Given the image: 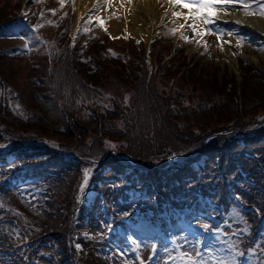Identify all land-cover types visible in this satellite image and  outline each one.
Instances as JSON below:
<instances>
[{
  "label": "trees",
  "instance_id": "1",
  "mask_svg": "<svg viewBox=\"0 0 264 264\" xmlns=\"http://www.w3.org/2000/svg\"><path fill=\"white\" fill-rule=\"evenodd\" d=\"M55 1L66 10L68 3ZM19 9L20 0H0V31L15 24ZM96 26L73 44L67 32L36 33L41 45L33 54L46 56V79L20 86L30 109L23 104L27 119L17 121L50 137L0 123V143L11 144L0 150V264H264V75L246 71L235 101L231 77L205 78L176 55L162 59L166 30L151 43L148 66L142 48ZM0 42V64L28 57ZM5 87L0 75V118L8 120L4 111L18 114ZM88 169L99 186L84 215ZM180 221L212 246L199 250ZM135 226L171 231V240L137 237L132 256L115 233L106 236Z\"/></svg>",
  "mask_w": 264,
  "mask_h": 264
},
{
  "label": "rangeland",
  "instance_id": "2",
  "mask_svg": "<svg viewBox=\"0 0 264 264\" xmlns=\"http://www.w3.org/2000/svg\"><path fill=\"white\" fill-rule=\"evenodd\" d=\"M59 2L65 4L68 3L66 10L60 8V5L56 4L55 0H20V9L18 13L20 18H16V22L12 26L6 27L4 30L0 31L1 39L6 38L7 42L11 44L15 43L12 45L14 53H25V56H28L26 58L23 57L24 60L0 64V75L7 81V87L4 88V91L6 93L10 92L11 95L10 99L7 101V105L11 111L18 114L16 116L11 112H3L9 119L0 118V123L5 125L8 129L22 132L29 131L49 136V134H47V129L42 126L39 129H36L35 127H29L30 123L24 124L19 122L20 120L21 122H24L27 119V117L22 114L23 104H25V106L29 105L28 98L27 100L24 98L23 91L26 92V90L23 88L22 91L20 86L24 83V81L28 80V77L32 80H36L38 77H41L44 80L46 79V75L42 74V71H46V68H44L46 56L42 53L33 54V52L41 45V39L40 42L35 39L37 31L41 30V32L53 33L55 30H58L62 33L67 32L69 35L73 22L75 23V21L79 20V16L77 15L76 0H59ZM205 2L213 3L215 6L212 8L201 9L198 8L196 4L191 5L197 9L199 16L201 17L206 16L207 11L212 13L209 17L210 23L204 24L202 21L200 26L202 29L200 31L198 29L199 26L196 24L195 31L191 26L183 27L178 22V17L173 16L171 13L159 28L158 35L151 41L159 38L161 32L166 29L165 38L170 41L171 45L169 44L170 47L167 48L166 52L162 56V59L166 60L171 56L176 55L179 63L185 67H189V70L193 71V73L199 74L201 72H207L208 74L205 78L212 76L215 72L218 75L224 73L225 76L231 77L234 81L236 89L233 99L237 101L238 94H240L239 89L241 87V83L243 78L246 77V74H244L246 71L255 69L264 75V28L258 25V23L249 20L251 18H260L264 20V15L260 14L261 12H264V0H243V2H240V0H232L231 3L223 4L220 3L219 0H205ZM245 4L248 6L247 11L244 8ZM48 9L53 13L55 10V13L53 15H49L47 13ZM220 10L226 12L234 11L240 13L242 17L239 19L238 23L234 22V25L223 26L222 22H220ZM45 13L48 17L44 16ZM109 15L111 17L109 16L108 18L112 21L116 23L121 22V18L117 16L116 12L113 11L112 14L110 13ZM228 16L232 17L230 14H228ZM18 20L25 23L18 22ZM61 22H66V24L62 25ZM69 23H71V26L67 31ZM95 23L101 26L99 29L102 28V32L109 38L116 39L118 37H122L130 39L136 49L142 48L145 52L147 43L144 42L143 38L137 37L136 34L122 28L115 34L111 33L109 31L108 19L97 14L94 10H90L81 16V19L77 23V28L74 27L72 34H70V42L73 43L77 36L88 34L87 26ZM34 26H36V28ZM235 27H238V30ZM96 28H98V26H96ZM99 29L97 31H100ZM77 30L78 32L75 33ZM204 33L212 36L215 41L209 42V40L205 39ZM217 33L220 34L219 39L217 38ZM182 36H186L187 39L181 38ZM231 37H233V43L236 45L229 44V38ZM1 45L2 42H0V46ZM226 47H229L232 51L234 62L230 58H226L224 56L223 49ZM176 57L174 56L175 59ZM146 61L148 62V59H146ZM248 82H252V77L248 80ZM206 85L207 87L210 86L209 83H206ZM215 89L216 88L212 89V91L214 92ZM217 89L221 90L220 87H217ZM2 92L3 90L0 88V95ZM147 96H149L148 103L151 104L152 100L150 99H153V97L151 94H148ZM167 108L168 105L163 107V111L167 110ZM28 109H30V105ZM148 111L150 110H147V112ZM175 111L176 110H173L172 112ZM34 113L43 118L42 113L38 109H34ZM154 118L160 120L159 114L151 119ZM149 121L151 120L149 119ZM141 127L145 128L146 123ZM221 134L223 133L217 132L211 134L205 139L203 144L217 136H220ZM36 143L39 145H49L45 140L37 141ZM10 147L11 144L9 141L0 143L1 151H7ZM109 154L112 155L113 152L106 155ZM124 158L128 160L127 157ZM88 162L95 164L96 161L91 160ZM94 184L95 182L93 181L92 171L88 169L85 172L82 186L83 202L81 206H83L82 214L84 215H86V211H88V208H90V205L94 200L95 191L91 188V185ZM74 222H77V220L75 219ZM110 232L111 231L108 230L106 232V236H108ZM136 235L147 236L150 237L152 241H155L157 238H161L162 234L155 233L147 229H140V227L130 229V231L126 234V237L129 243H132L133 245H129V247L127 246L124 248V251L126 250L127 254H134V244L135 241H137ZM81 237H83L86 241H89L91 239V234L85 232L81 234ZM199 245L201 246L202 244ZM74 248L78 251L81 250L80 245H75ZM166 262L167 261L165 260L163 261L164 264ZM172 264H184V262L179 260V262L175 261Z\"/></svg>",
  "mask_w": 264,
  "mask_h": 264
},
{
  "label": "bare ground",
  "instance_id": "3",
  "mask_svg": "<svg viewBox=\"0 0 264 264\" xmlns=\"http://www.w3.org/2000/svg\"><path fill=\"white\" fill-rule=\"evenodd\" d=\"M76 8L77 15L79 16L78 19L90 10H94L97 14L108 19L109 31L111 33L115 34L122 28L136 34L137 37L143 38L147 44L158 35L159 28L173 11H177L180 14L177 20L183 27H192L193 24H196L199 26V31L202 29L200 26L203 20L199 16L197 9L193 6L181 7L180 4H170L169 0H76ZM113 11L121 18V22L116 23L108 18L109 14H112ZM190 13L195 15V19L189 15ZM220 13V22H222L223 26L234 25V22L238 23L242 17L240 13L234 11L226 12L220 10ZM211 14L210 11H207L206 16L209 18ZM228 14L232 15V17L228 16ZM185 17L188 18L185 19ZM249 20L258 23V25L264 28L263 19L251 18ZM235 28L238 30V27ZM204 36L209 42L215 41L208 34L204 33ZM229 44H235L233 43V37L229 38ZM223 50L224 56L234 62L233 53L230 48L226 47Z\"/></svg>",
  "mask_w": 264,
  "mask_h": 264
},
{
  "label": "snow or ice",
  "instance_id": "4",
  "mask_svg": "<svg viewBox=\"0 0 264 264\" xmlns=\"http://www.w3.org/2000/svg\"><path fill=\"white\" fill-rule=\"evenodd\" d=\"M220 3H231L232 0H219ZM240 2H243V0H240ZM169 3L170 4H180L181 7H190L192 4H196L198 8H212L214 7L215 5L213 3H206L205 0H169ZM247 5L245 4L244 5V8L245 10L247 11ZM261 15H264V12H261L260 13ZM172 15L173 16H176V17H179L180 14L177 13V12H172ZM193 19H195V15L190 13L189 14ZM188 17H185V19H187ZM202 20H203V23L204 24H208L210 23V20L207 16H204L202 17ZM193 30L195 31L196 30V25L193 24ZM181 38L183 39H187L186 36H182ZM217 38L219 39L220 38V34L217 33Z\"/></svg>",
  "mask_w": 264,
  "mask_h": 264
},
{
  "label": "water",
  "instance_id": "5",
  "mask_svg": "<svg viewBox=\"0 0 264 264\" xmlns=\"http://www.w3.org/2000/svg\"><path fill=\"white\" fill-rule=\"evenodd\" d=\"M175 164V163H174Z\"/></svg>",
  "mask_w": 264,
  "mask_h": 264
}]
</instances>
